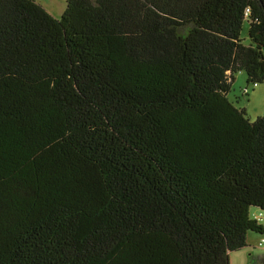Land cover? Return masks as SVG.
<instances>
[{"label": "trees", "instance_id": "obj_1", "mask_svg": "<svg viewBox=\"0 0 264 264\" xmlns=\"http://www.w3.org/2000/svg\"><path fill=\"white\" fill-rule=\"evenodd\" d=\"M65 1L0 0V264H229L264 234V115L228 97L264 0Z\"/></svg>", "mask_w": 264, "mask_h": 264}, {"label": "rangeland", "instance_id": "obj_2", "mask_svg": "<svg viewBox=\"0 0 264 264\" xmlns=\"http://www.w3.org/2000/svg\"><path fill=\"white\" fill-rule=\"evenodd\" d=\"M55 15H61L66 6L65 0H37ZM247 34V26L243 29V35ZM230 100L236 105L245 107L252 120L264 115V82L248 84L247 75L244 71L236 74L232 88L228 93ZM264 234L250 235L247 246L229 253V264H253L250 260L252 255L264 254ZM262 241V242H261Z\"/></svg>", "mask_w": 264, "mask_h": 264}, {"label": "crops", "instance_id": "obj_3", "mask_svg": "<svg viewBox=\"0 0 264 264\" xmlns=\"http://www.w3.org/2000/svg\"><path fill=\"white\" fill-rule=\"evenodd\" d=\"M44 6H45V5H44ZM64 9H65V8H64ZM64 9H62V13H63ZM49 11H50V10H49ZM50 12H51V11H50ZM51 13H52V12H51ZM62 13H61V14H62ZM52 14H54V13H52ZM54 15H55V14H54ZM57 16H58V15H57Z\"/></svg>", "mask_w": 264, "mask_h": 264}, {"label": "built area", "instance_id": "obj_4", "mask_svg": "<svg viewBox=\"0 0 264 264\" xmlns=\"http://www.w3.org/2000/svg\"><path fill=\"white\" fill-rule=\"evenodd\" d=\"M262 241H264V239Z\"/></svg>", "mask_w": 264, "mask_h": 264}]
</instances>
